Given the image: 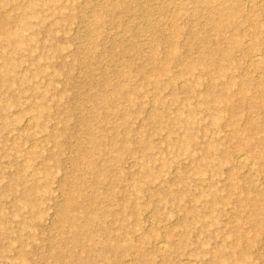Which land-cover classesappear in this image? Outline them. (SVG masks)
<instances>
[{
    "label": "rangeland",
    "instance_id": "374dc122",
    "mask_svg": "<svg viewBox=\"0 0 264 264\" xmlns=\"http://www.w3.org/2000/svg\"><path fill=\"white\" fill-rule=\"evenodd\" d=\"M55 1L0 0V264H264V0Z\"/></svg>",
    "mask_w": 264,
    "mask_h": 264
},
{
    "label": "bare ground",
    "instance_id": "6f19581e",
    "mask_svg": "<svg viewBox=\"0 0 264 264\" xmlns=\"http://www.w3.org/2000/svg\"><path fill=\"white\" fill-rule=\"evenodd\" d=\"M50 3L54 4L56 1L55 0H48ZM124 1V0H123ZM206 1V0H205ZM227 2H229V4L231 3V0H226ZM211 2V1H210ZM196 3V2H195ZM233 3V2H232ZM51 4V5H52ZM228 4V3H227ZM129 5V4H128ZM234 5V4H233ZM117 5L115 4L114 7H116ZM224 6V5H223ZM240 6V5H239ZM258 6V5H257ZM112 7V8H114ZM215 9V8H214ZM220 9V8H219ZM151 10V9H150ZM229 9H220L217 14L219 16V18L221 20H224V21H229L231 20L233 17H232V11H228ZM194 13V12H193ZM97 15V14H96ZM25 16V15H24ZM147 18V17H146ZM225 22V23H226ZM22 23V22H21ZM233 23V21H232ZM85 24V23H84ZM215 24V23H214ZM220 24V23H219ZM25 26L24 23H22V27ZM192 26V25H191ZM216 28V27H215ZM237 29V28H236ZM171 30V29H170ZM174 31V30H173ZM10 31L6 32V39L8 42H10L13 38H16L18 37V35L16 33H9ZM255 32V31H254ZM216 37V36H215ZM258 39V38H257ZM204 40V39H203ZM168 41V40H167ZM198 41V40H197ZM16 42V41H15ZM202 42H205V41H202ZM208 43V42H207ZM15 44V43H14ZM235 44V42H234ZM17 46V45H16ZM132 47V46H131ZM229 52V51H228ZM8 54V53H7ZM170 56V55H169ZM186 56V55H185ZM135 58V57H134ZM171 59V58H170ZM252 62H253V65L255 67H259L262 65V60H261V55L260 54H256L253 56L252 58ZM111 63V62H110ZM142 70V69H141ZM124 73V72H123ZM169 80V79H168ZM211 88V87H210ZM101 96V95H100ZM230 100V99H229ZM225 101V100H224ZM228 104V102H227ZM226 107H228L227 105H225ZM231 107V106H230ZM167 110V109H166ZM148 120V119H147ZM159 121V120H158ZM177 123V122H176ZM178 127V125H177ZM115 137V136H114ZM93 141V140H92ZM97 150V149H96ZM88 152V151H87ZM248 161L249 159L243 155V154H237V156L235 157V164L238 168H246L247 169V173H250L252 171V166L251 167H248L250 166L248 164ZM252 163V162H251ZM254 165V164H253ZM89 168L90 170L93 172H95V174L97 176H101V171L100 170H97L95 169L92 165H89ZM256 168V167H254ZM86 171V170H85ZM93 172V173H94ZM197 172L198 173H201L200 170L197 169ZM181 175V174H180ZM238 186V185H237ZM247 206L249 208H255V209H258V210H262L264 208H261L260 205H261V202L259 200H256V199H249L247 200ZM60 215V214H59ZM73 216V215H72ZM64 221H66V223H69V225H71V227L73 228H76V225L72 222L71 219H65ZM73 243H76V240L73 241ZM155 249H156V253H162V252H165L166 251V246L167 244H165L163 241H157L155 244ZM55 248V247H54ZM164 254H162L163 256ZM55 261L59 262L60 261V256L58 254L55 255Z\"/></svg>",
    "mask_w": 264,
    "mask_h": 264
}]
</instances>
